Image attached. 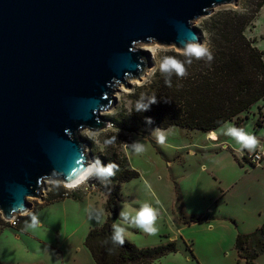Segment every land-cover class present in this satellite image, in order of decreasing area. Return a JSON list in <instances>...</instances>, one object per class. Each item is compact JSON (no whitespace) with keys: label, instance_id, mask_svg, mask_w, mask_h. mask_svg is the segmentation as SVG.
<instances>
[{"label":"rangeland","instance_id":"374dc122","mask_svg":"<svg viewBox=\"0 0 264 264\" xmlns=\"http://www.w3.org/2000/svg\"><path fill=\"white\" fill-rule=\"evenodd\" d=\"M244 1L216 7L214 12L238 7ZM208 17L193 21L202 37ZM246 33L264 50V6ZM137 47L152 52L153 66L141 81L129 80L131 88L119 85L117 103L101 111V117L110 122L106 128L96 132L84 129L77 134L85 143L89 161L98 167H103V160L119 165L124 156L126 166L139 172L137 177L121 183L116 226L124 228L125 237L139 246L177 241L176 252L151 264H245L237 263L233 241L236 234L252 232L264 222L259 219L264 209V159L256 166L244 160V153L249 151L242 154L240 145L225 135L230 126L236 127L234 120L216 129L215 140L210 132L179 126L161 129L144 125L128 131L129 93L135 85L153 77L163 52L176 49L156 43H139ZM259 106L264 112V100L254 104L242 122V128L257 137V149L264 144V125L256 121L258 117L263 119ZM160 135L165 137L162 144L157 142ZM113 137V142L107 143ZM137 144L144 145L145 151L136 153ZM260 151L264 154L263 149ZM86 180L77 188H68L60 180H46L38 198L27 197L29 209L18 215L21 218L34 212L37 218L39 212L43 222L34 228L31 223L28 233L11 226L0 211V263L64 264L63 258L56 255L58 251L65 255V264H96L83 234L87 227L101 226L106 220L108 186L115 182L111 179L109 184L106 177L95 174ZM60 190L77 193L80 200L86 201H61L71 197L59 198ZM145 204L156 211V235L133 226L136 211ZM122 212L128 215L121 216ZM259 262L264 264V255L257 258Z\"/></svg>","mask_w":264,"mask_h":264},{"label":"water","instance_id":"95a60500","mask_svg":"<svg viewBox=\"0 0 264 264\" xmlns=\"http://www.w3.org/2000/svg\"><path fill=\"white\" fill-rule=\"evenodd\" d=\"M237 0H0V211L29 209L46 180L87 171L77 136L108 126L120 84L142 80L156 43L203 44L193 21Z\"/></svg>","mask_w":264,"mask_h":264},{"label":"trees","instance_id":"16d2710c","mask_svg":"<svg viewBox=\"0 0 264 264\" xmlns=\"http://www.w3.org/2000/svg\"><path fill=\"white\" fill-rule=\"evenodd\" d=\"M263 6L264 0H245L238 7L228 6L208 17L202 39L203 45L213 54L211 62L206 58L197 60L173 48L163 52L153 77L135 85L129 93L131 107L128 119L131 127L127 130L132 132L144 125L161 129L179 126L209 133L231 120L236 122L237 128H242V122L252 106L264 100V50L246 33ZM166 56H174L184 63L187 69L184 78L174 72L160 70ZM166 81H170L171 86ZM259 109L263 119L258 117L256 121L258 125H263L264 112L261 106ZM107 162L102 161L103 167L108 166ZM114 173L106 177L109 184L111 179L115 182L114 186H108V216L101 226L92 227L85 238V245L95 263L151 264L176 252L178 246L175 239L149 246H139L127 237L123 246L113 241L121 183L139 175V172L126 166L124 156ZM58 197L80 199L77 193L71 195L66 190H60ZM33 216L36 217V213L21 217L17 227L24 230L32 223ZM234 247L247 264H257L256 259L264 253V223L252 232L237 234ZM189 250L194 255L192 248Z\"/></svg>","mask_w":264,"mask_h":264},{"label":"clouds","instance_id":"9594fccd","mask_svg":"<svg viewBox=\"0 0 264 264\" xmlns=\"http://www.w3.org/2000/svg\"><path fill=\"white\" fill-rule=\"evenodd\" d=\"M184 54L187 56L195 57L197 60L205 59L209 62L213 60V54L211 50L204 46L203 44L197 42L189 43L187 47L184 49ZM160 70L162 72L172 73L174 72L178 77L184 78L187 75V69L183 62L176 59L174 56H166L163 62L160 64ZM168 86H171L170 81H166ZM153 102H155L153 100ZM225 135L233 138L237 144L240 145L241 150L247 149L250 153L254 152L258 145L259 141L257 137L251 133L246 132L243 128H237L235 126H230L228 128L227 133ZM115 137L112 140L107 141V143H112ZM212 139H216V136L213 134ZM165 137L160 135L157 138L158 143H164ZM136 153H142L145 151L144 145H134ZM259 159V157H257ZM114 169H119V165L114 162H110L107 167H98L93 168L89 167L87 171L82 175L75 184L71 186L74 187L76 184H79L81 180L85 178V176H90L92 174L98 175L100 177H108L115 175ZM128 213L122 212L121 216H127ZM157 220L156 211L149 205H143L138 211H136L133 226L141 229L143 232L149 235H156L158 232L157 227H155V223ZM31 227H36V217L32 218ZM115 227V234L112 239L114 242L118 243L120 246H123L125 243V229L113 225Z\"/></svg>","mask_w":264,"mask_h":264},{"label":"crops","instance_id":"0c3cea01","mask_svg":"<svg viewBox=\"0 0 264 264\" xmlns=\"http://www.w3.org/2000/svg\"><path fill=\"white\" fill-rule=\"evenodd\" d=\"M264 125V124H263ZM262 125V126H263ZM261 147L259 148V149H256L255 151H260V150H262L263 149V151H264V144H262V145H260ZM228 149H229V147H228ZM244 151H248L247 149H244V150H241V153L243 154V152ZM264 159V158H263ZM61 201H71V202H76L77 204H79V203H82L83 201H86V200H80V199H74V198H67V199H65V200H61ZM61 201H59V202H61ZM91 201L90 200H87V203H90ZM259 214H260V216H259V219H260V221H264V209L263 210H261L260 212H259ZM40 216H39V212H38V214H37V218H36V225H42V220L39 218ZM204 217H208V219H210L211 217H209V216H204ZM196 218H198V217H196ZM264 223V222H263ZM262 223V224H263ZM31 224V223H30ZM29 224V225H30ZM261 224V225H262ZM28 225V226H29ZM28 226L24 229V230H21V231H23V232H26V233H28L27 231H26V229L28 228ZM91 227H93V226H90V227H87V229L84 231V236L85 235H87V233H88V231L90 230V228ZM256 230V229H255ZM244 233V232H243ZM246 233V232H245ZM248 233V232H247ZM236 236H237V234L235 235V237H234V241H233V243H234V245H235V239H236ZM173 238V237H172ZM234 249H235V247H234ZM236 250V249H235ZM236 254H237V263H245V264H247V262L245 261V259L244 258H241L239 255H238V253H237V251H236ZM56 255L57 256H59L60 258H63L62 259V261H63V263L65 264V255L63 254V253H60V252H56ZM261 255H264V253H262ZM259 257V256H258ZM158 260V259H157ZM256 262H257V259H256ZM259 264H260V262H259Z\"/></svg>","mask_w":264,"mask_h":264},{"label":"built area","instance_id":"2783aa9c","mask_svg":"<svg viewBox=\"0 0 264 264\" xmlns=\"http://www.w3.org/2000/svg\"><path fill=\"white\" fill-rule=\"evenodd\" d=\"M108 124H110V122H108ZM257 157H259V159H257ZM243 158L244 160L253 165V166H256V165H259L261 163V161H263V158H264V154L261 152V151H254V152H246L244 153L243 155ZM91 177V176H90ZM89 177V178H90ZM87 182V180L85 181ZM84 182V183H85ZM84 183L82 184H79V185H76L74 187H68V188H77V187H80L82 186ZM20 216L21 215H18V214H15L12 218L10 219H5L11 226L13 227H17L19 225V222H20Z\"/></svg>","mask_w":264,"mask_h":264},{"label":"bare ground","instance_id":"6f19581e","mask_svg":"<svg viewBox=\"0 0 264 264\" xmlns=\"http://www.w3.org/2000/svg\"><path fill=\"white\" fill-rule=\"evenodd\" d=\"M210 137H212L213 136V134L216 136V131H211L210 133ZM87 166H88V168L89 167H93V168H98V166H97V164L95 163V162H92V161H89L88 163H87ZM87 168V169H88ZM93 175V174H92ZM91 176V175H90ZM90 176H85V178L83 179V180H81L80 181V183L79 184H81V183H83L86 179H88ZM77 180H74V181H72V182H67V183H65L66 185H68L69 187H72L71 185L72 184H75V182H76ZM79 184H76V185H79ZM75 185V186H76Z\"/></svg>","mask_w":264,"mask_h":264}]
</instances>
